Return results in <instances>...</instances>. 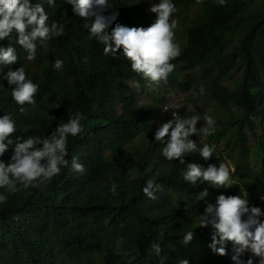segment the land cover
Masks as SVG:
<instances>
[{
    "label": "trees",
    "instance_id": "16d2710c",
    "mask_svg": "<svg viewBox=\"0 0 264 264\" xmlns=\"http://www.w3.org/2000/svg\"><path fill=\"white\" fill-rule=\"evenodd\" d=\"M139 2L108 0L111 7L102 14L119 13L111 27L120 23L146 28L150 26L148 12ZM172 2L176 6L173 14L180 9L203 8L197 20H186L187 47L171 61L179 74L189 75L187 84L179 88L189 91L196 85L195 91L202 94L198 98L244 112L236 133L240 143L236 145V182L231 180L225 195L248 199L252 197L248 181L254 179L264 186V0H251L257 9L249 17V32L229 54H225L226 37L245 21L246 0ZM45 10L49 23L57 22L64 34L37 41L36 56L30 63L25 50L14 44L18 61L0 64V117L10 115L17 129L10 137L14 143L0 161L10 162L17 137L49 135L77 111L85 117L81 121L84 131L68 137V165L50 182L15 193L0 188V195L7 197L0 203V264H160L163 256V264H180L182 260L229 264L209 247L214 230L199 227L205 207L200 205V212L195 213V205L175 199L184 194L201 197L203 191L209 192L205 182L184 181L186 168L181 162L160 172L151 168L163 146L154 140L156 129L152 126L159 110L141 108L135 101L139 96L135 89L144 90L148 80L131 70L122 49L115 56L104 54V46L84 27L93 17L85 20L75 15L65 0H56L55 7L45 4ZM12 42L0 41V46ZM56 59L63 61L61 70L53 68ZM19 67L39 86L33 104L21 106L11 97L14 85L4 76ZM55 104L60 107L53 108ZM246 127L262 149V161L254 170L248 163ZM140 136L147 141L144 148L134 144ZM229 160L233 158L229 156ZM73 161L85 171L77 172ZM148 180L162 186L156 199L142 192ZM191 230L192 240L184 243L183 236ZM157 243L161 257L152 251ZM250 256L253 264H258L259 258L250 251L241 259Z\"/></svg>",
    "mask_w": 264,
    "mask_h": 264
},
{
    "label": "clouds",
    "instance_id": "9594fccd",
    "mask_svg": "<svg viewBox=\"0 0 264 264\" xmlns=\"http://www.w3.org/2000/svg\"><path fill=\"white\" fill-rule=\"evenodd\" d=\"M55 3L56 0H38L35 4H31L29 0H0V41H13L7 46H0V64L12 65L18 61L14 44L25 50V58L30 63L36 56L37 41L43 43L64 34L63 27L57 22L49 23V15L45 10V4L55 7ZM65 3L72 6L75 15L85 20L94 18L90 25L85 23L84 27L104 46L105 55L115 56L118 50L122 49V54L130 62L132 71L141 74L155 86L162 82L167 83L169 74L175 69L171 61L180 55V48L175 43L176 22L171 20L176 11L172 0H159L150 6L149 11L155 14V19L146 28L128 27L120 23L111 27L119 13L113 11L109 15L102 14L106 7H111L108 0H65ZM224 3L225 0H220V4ZM110 27L109 32L107 29ZM62 66L63 61L60 59L53 63L56 70H61ZM4 78L10 86L14 85L11 97L16 104L23 106L35 103L39 86L27 78L23 67L9 69ZM145 85H148V82ZM59 107L60 104L53 106ZM20 111L23 112L24 108L21 107ZM163 112L168 120L157 126L154 140L163 144L164 158L169 161L179 160L184 164L183 157L188 153L199 152L204 160L212 157L211 146L205 144L198 149L197 143L188 139L191 135H197L198 117H183L180 107L176 104L167 103ZM84 119V115L77 111L66 122L58 124L49 135L17 137L10 162L5 164L0 161V188H7L15 193L21 188L50 182L54 176L60 174L62 168L68 165V137H76L84 131L81 123ZM204 119L209 127L200 132L202 135H211L210 129L214 120L210 116H205ZM16 131V123L10 115L0 117V156L14 143L10 137ZM73 168L80 173L85 171L84 166L75 161ZM183 180L192 184L202 180L215 188L232 186L230 169L225 163L209 164L207 167L188 164ZM162 190V186L153 180H148L142 188V192L150 199H156L155 193ZM205 196L206 190L200 199ZM6 200V196L0 195V203ZM262 215L264 213L261 209L249 206L245 197L220 194L216 197L215 204L208 203L204 213L199 216V227L210 226L214 230L209 247L218 255L226 254L225 242L231 241L238 246L234 249L236 254L232 257L235 264H253L251 256L247 260L241 259L245 251H250L252 256L258 257V264H264V220L260 219ZM193 236V231H188L183 236L184 243L190 242ZM217 244L220 247H216ZM152 251L157 257H161L160 244H153ZM165 259L163 256L160 264H163ZM180 264H188V261L182 260Z\"/></svg>",
    "mask_w": 264,
    "mask_h": 264
},
{
    "label": "rangeland",
    "instance_id": "374dc122",
    "mask_svg": "<svg viewBox=\"0 0 264 264\" xmlns=\"http://www.w3.org/2000/svg\"><path fill=\"white\" fill-rule=\"evenodd\" d=\"M152 2L158 3L159 0H140L139 2L142 9H146L148 12L149 25L155 19V14L149 11ZM256 9L257 5L255 3L251 2V0H246L245 21L240 23L233 32L227 35L225 54L231 53L237 41L249 32L251 23L249 17L254 14ZM202 14V7L192 8L187 11L180 9L177 14H172L171 20L176 22V27L174 29L175 43L179 46L180 53L186 49L188 42L186 20L193 22ZM237 68L236 66L233 71L236 72ZM188 76L189 75H181L174 69V71L169 74L167 83L162 82L159 86H155L148 81V85H146L144 90L141 87L135 89V91L139 93V96L135 97L136 104L141 108H150L153 106L159 110V116L152 123L154 129L168 120L161 114V111L164 113L163 108L167 103L168 105L176 104L179 106L185 118H191L193 116L198 117L196 123L198 130L197 135H191L188 139L196 142L198 149L205 144L211 146L213 148V155L210 159L204 160L199 152L188 153L183 157L184 161H186L185 159L192 160L194 164L202 167H207L209 164L219 165L220 163H225L230 169L231 180L236 182L234 174L239 159L236 145H240L236 133L238 127H240L244 112L241 109L233 107H222L212 100L198 98L202 94L195 91L196 85L189 91L181 90L179 86L187 84ZM163 104L165 105L162 106ZM205 116H210L214 120V125L211 126L210 129L211 135H202L200 132L203 128L209 127L204 119ZM236 125L237 128L235 127ZM245 135L248 138L247 154L249 167L251 170H254L262 161V149L260 143L253 139L249 127L245 128ZM134 144L144 148L147 146V141L143 136H140L136 138ZM162 148L163 146L156 152L151 161V168L154 169L156 167L158 172L170 169L175 162H180L179 160L169 161L164 158L162 156ZM229 156H231L233 160H229ZM187 165V163L182 164L183 168L186 169ZM205 185L208 187L209 192H207V196L202 199H200L201 197L193 199V197L188 194L176 196L175 199L182 201L186 205H195V213H199L200 209L198 207L200 205L206 207L208 203L215 204L218 195H225V188H215L207 182H205ZM248 185L252 193V197H248L247 199L246 196L249 206L259 207L261 212L264 213V199H262L264 198V186H261L254 179L248 181ZM225 196H229V194ZM242 219H246V217H242ZM260 219L264 220V215H262ZM226 242V254L222 257L224 260H227L229 264H232V257L236 254L234 249L238 246L234 245L231 241Z\"/></svg>",
    "mask_w": 264,
    "mask_h": 264
}]
</instances>
